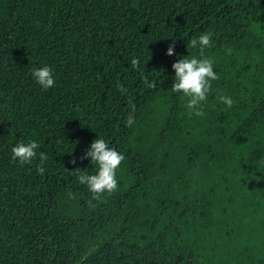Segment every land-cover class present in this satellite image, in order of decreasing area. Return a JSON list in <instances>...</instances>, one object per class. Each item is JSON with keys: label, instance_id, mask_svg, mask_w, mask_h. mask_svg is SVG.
<instances>
[{"label": "trees", "instance_id": "trees-1", "mask_svg": "<svg viewBox=\"0 0 264 264\" xmlns=\"http://www.w3.org/2000/svg\"><path fill=\"white\" fill-rule=\"evenodd\" d=\"M205 32L220 79L190 117L171 65ZM95 138L125 155L101 200L74 173ZM0 264H264V0H0Z\"/></svg>", "mask_w": 264, "mask_h": 264}, {"label": "clouds", "instance_id": "clouds-1", "mask_svg": "<svg viewBox=\"0 0 264 264\" xmlns=\"http://www.w3.org/2000/svg\"><path fill=\"white\" fill-rule=\"evenodd\" d=\"M212 33H202L198 38H193L190 41V47L199 50V57L192 56L191 58L177 59L172 63L171 67L174 70L173 83L171 91L173 93L182 94V99L185 100V107L188 110L189 116L203 117V103L207 101L210 92L212 91V82L217 81L220 77L213 69L215 61L206 56L205 50L212 46ZM175 39L166 49V55H175L174 52ZM226 53L230 54L231 49L226 48ZM133 69H139L140 60L134 58L131 60ZM31 74L35 82L42 86L44 90L54 87L56 81L53 77V70L50 66L44 65L39 68H33ZM144 83L148 88H155L154 81H149L144 77ZM226 108H231L234 101L231 97L221 95L218 97ZM131 111L126 118V127H132L136 123L134 115L135 104L129 100ZM38 142L29 140L27 143L18 142L12 147V158L20 164H30L37 156ZM40 164L36 168L37 174H43L45 171L43 164L48 159L44 153H39ZM88 158L89 163L95 166L94 173L81 171L79 168L74 170L77 175L78 183L87 187L91 193L93 200H101L107 195H112L119 189L117 179V170L121 167L125 160V155L118 152L115 148L110 147L109 143L102 138H95L87 150L78 158L83 160ZM76 159L73 158L69 162L76 164ZM91 203V201H89Z\"/></svg>", "mask_w": 264, "mask_h": 264}]
</instances>
